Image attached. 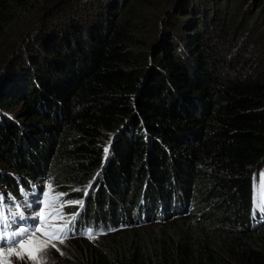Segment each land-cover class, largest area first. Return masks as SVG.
<instances>
[{"label":"trees","instance_id":"16d2710c","mask_svg":"<svg viewBox=\"0 0 264 264\" xmlns=\"http://www.w3.org/2000/svg\"><path fill=\"white\" fill-rule=\"evenodd\" d=\"M32 1L0 0V49ZM232 1L221 0L219 7L227 11ZM174 2L175 18L190 16L187 6ZM128 3L106 0L112 17L99 28L88 21L65 27L60 18L70 9L101 16L96 0L62 3L50 17L47 38L37 40V53L22 56L10 70L6 65L0 77V198L20 200L49 184L78 197L87 193V211L76 204L62 209L66 216L78 213L79 235L87 221L117 230L142 211L154 217L173 195L193 210L146 228L109 233L101 224L102 234L90 242L68 237L65 242L77 243L51 264H264V223L253 228L249 218L251 179L264 170V66L223 80L226 58L209 48V39L201 42L217 9L191 15L194 40L173 51L163 44L157 52L155 31L140 29L146 17ZM256 7L249 23L263 21L264 27V0ZM39 27L28 30L37 36ZM4 64L0 57V74ZM110 132L117 140L105 153Z\"/></svg>","mask_w":264,"mask_h":264},{"label":"rangeland","instance_id":"374dc122","mask_svg":"<svg viewBox=\"0 0 264 264\" xmlns=\"http://www.w3.org/2000/svg\"><path fill=\"white\" fill-rule=\"evenodd\" d=\"M46 1L47 0H33L31 6H29L21 14L20 18L13 23L11 28H9V32L4 35L3 41L1 43L0 57L5 61V68L0 74V77L6 74V65L9 68L13 64H15V62H21L20 58L22 56L26 55L28 59L31 55L34 56L37 53V48L39 46V41L37 42V40L45 39L49 34L47 28L50 27V22L52 20L50 19V17L56 11V9L60 5H62V3L68 0H54L52 1L53 4L51 3L52 5L49 4V1L47 3ZM85 1H89V3L92 2V0ZM96 1L101 6L99 9L100 11L98 12L102 13L101 16L94 17L96 13L93 12L91 14V16L93 17H91L90 19V17L87 15L90 10L86 13L79 12L81 15H78L75 14L76 11L70 9L67 16L60 17L63 20L62 23L65 25V27H68V23H70L71 21L77 25H82L84 24V22L88 21V27L95 26L97 28H99L101 24H107V22L112 17L108 14L109 4H106V0ZM128 1V9L132 5L137 14L146 17L145 21L147 25L146 27L140 29H146L145 31H147L148 29L153 28V30L155 31L154 35L157 37L156 39H154V42L152 41V43H154V49H156V51L158 50L157 52H162V48H164L163 44H166L167 48H170L173 51V48H175L176 45H185L186 43L188 44L191 39L194 40L196 34L193 32L194 23L191 15L201 16L204 12L209 11L207 13H212L217 9L218 17L215 20H211L210 24L206 28L207 30L203 31L201 42H203V45H207V40L209 39V48L213 49V46H215L216 51H219V54L226 58L225 63L222 64L224 68L222 69V71H220L223 80H226V76H228V81L233 78H235V80H239L255 73L253 71L254 69H260L264 66V27L262 26L263 21L260 24H257L255 22L253 25H251L249 23V19H251V17L254 19L257 15L256 10L258 7H256V0H234L228 7L227 11L223 5H220L219 7L221 0H179V2L177 3H182L184 7L187 6L191 10L190 16H186V19L175 18V13L171 11V6L174 0H146L149 1L148 3H146V1L144 0ZM49 5L51 6L49 7ZM72 6L73 5H71V7ZM183 6L180 8V12L183 10ZM155 16H158L157 22L154 26H152L150 25V22L152 20L151 18H153L154 20ZM182 16L184 17V15ZM172 17H174L175 19H173ZM38 22H40V34L34 36L33 34H31V30L28 29L32 24H37ZM94 22H96L95 25L93 24ZM54 24H56L55 20ZM162 24H164L163 27L160 26ZM161 30L162 32L160 33ZM145 31L143 30L142 33L144 34ZM214 34L215 36L212 37V35ZM221 35H223L222 42L224 43V45L220 49H217V39L218 37H221ZM33 37H35L36 40H33ZM183 40H185V42H182ZM160 42L162 45H159ZM152 43L151 45H153ZM158 46H160V48H157ZM10 47L11 49L13 47L14 51H10ZM207 55L209 56L211 54L208 53ZM232 58H235V60H239V62H231ZM255 62H260L261 64H254ZM20 64L23 65L22 63ZM4 71L5 73H3ZM23 117L24 114H21V116H19V118L16 117V119H18L19 121ZM104 139L107 142L106 148L109 151L113 148L112 146L115 140H117V137L110 132ZM260 172L264 173V170H261ZM97 174H100V172L98 171ZM20 212L23 213V220H21L20 217L17 216L15 222L13 223V228L16 230L22 227L31 228V226L29 227V225L32 223L33 219L31 217L30 211L23 208V210ZM61 222L62 220L59 219H50L49 222H46V225L59 224ZM150 225L151 224L148 223L143 228L149 227ZM37 236H39L42 240L47 239L44 238V235L42 233H37ZM77 241L81 242L83 240ZM72 242L76 241H67L63 244L53 242L57 244V247L54 248L49 246L42 254L43 259L47 261V264L53 263V261L60 255L64 254L67 249L71 251L72 247L70 244ZM67 246H69V248ZM10 264H27V262L24 260H19L15 256H13L11 258Z\"/></svg>","mask_w":264,"mask_h":264},{"label":"snow or ice","instance_id":"6c2138e0","mask_svg":"<svg viewBox=\"0 0 264 264\" xmlns=\"http://www.w3.org/2000/svg\"><path fill=\"white\" fill-rule=\"evenodd\" d=\"M107 153L108 149H104ZM98 175V174H97ZM91 187V185H89ZM49 192L45 193V199L43 205L45 208L49 207V200L53 203L58 202L62 194L52 196L51 185H48ZM261 191L264 192V180L261 182ZM87 193H85L86 195ZM2 199V198H0ZM68 204H77L83 207V201H69ZM65 204H61L60 208L55 210V214L49 213V219L51 220H63V224H51L46 225L45 216L46 213L43 210L36 212V220L39 223V227L33 225L31 228H19L18 230L13 228V223L16 217L19 216L23 220L22 212H11L5 213V211L0 207V264H10L11 258L15 256L19 260H24L27 264H47V261L43 259L42 254L45 250L51 247H57L56 243L63 244L68 239L69 231L74 227V222L76 220V215L71 217H63L59 215ZM260 210L264 211V197H262V203L260 205ZM37 233H42L47 239H41L37 236ZM82 235H86L89 239H96L98 235L102 234L97 232L93 233L91 228L84 230Z\"/></svg>","mask_w":264,"mask_h":264},{"label":"clouds","instance_id":"9594fccd","mask_svg":"<svg viewBox=\"0 0 264 264\" xmlns=\"http://www.w3.org/2000/svg\"><path fill=\"white\" fill-rule=\"evenodd\" d=\"M96 176L99 177L100 180L103 182V180H102L103 173H100L98 175L96 174ZM262 180H264V173L263 172H260L257 176H254L251 179V185H250V203L251 204H250V216H249V218L251 219V222L253 223V228H257L264 223V220H262L261 222L258 219L254 220L256 217L255 213H257V211H260V205L262 203V197H264V192L261 191ZM142 199H144V198H141V204L147 209V200L145 199L142 202ZM191 211H193L191 209V206L185 207L178 200V198L175 195H173L171 205L168 208H165L163 203H160L159 204V213H157V215L154 217L148 215V213L146 211H142L140 213V216L142 214H144L145 221L140 220V224L137 226H133V227H142L143 228L148 223L152 224V222L162 223V222L171 221L177 217H181V216H185L186 214H190ZM261 213H263L262 216H264V212H261ZM137 218H138V216H137ZM256 218H259V217L257 216Z\"/></svg>","mask_w":264,"mask_h":264}]
</instances>
